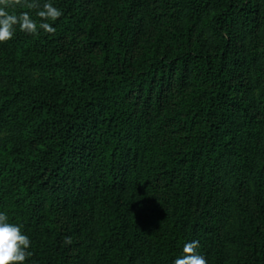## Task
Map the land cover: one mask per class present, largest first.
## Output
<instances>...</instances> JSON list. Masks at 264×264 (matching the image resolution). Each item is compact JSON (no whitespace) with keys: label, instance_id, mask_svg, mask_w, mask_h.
<instances>
[{"label":"trees","instance_id":"trees-1","mask_svg":"<svg viewBox=\"0 0 264 264\" xmlns=\"http://www.w3.org/2000/svg\"><path fill=\"white\" fill-rule=\"evenodd\" d=\"M52 2L55 34L0 44L27 264H264V0Z\"/></svg>","mask_w":264,"mask_h":264},{"label":"clouds","instance_id":"clouds-1","mask_svg":"<svg viewBox=\"0 0 264 264\" xmlns=\"http://www.w3.org/2000/svg\"><path fill=\"white\" fill-rule=\"evenodd\" d=\"M36 9L33 19L29 11L17 14L16 7ZM63 16V12L52 0H44L42 6L36 0H0V44L12 41L17 27L20 32L29 36L43 34L53 35L56 32L54 24ZM65 244H71V237L64 238ZM32 241L22 231V225L9 222V217L0 211V264H27L33 256ZM200 242L191 240L184 243L182 254L176 257L173 264H208L204 255L198 252Z\"/></svg>","mask_w":264,"mask_h":264}]
</instances>
